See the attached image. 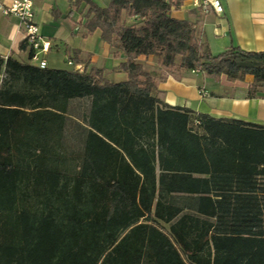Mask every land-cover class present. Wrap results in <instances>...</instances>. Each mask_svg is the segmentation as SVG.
<instances>
[{"label":"trees","instance_id":"16d2710c","mask_svg":"<svg viewBox=\"0 0 264 264\" xmlns=\"http://www.w3.org/2000/svg\"><path fill=\"white\" fill-rule=\"evenodd\" d=\"M183 1L70 0L122 82L0 57V264H264V127L164 104L138 62L251 75L252 98L264 51L211 54Z\"/></svg>","mask_w":264,"mask_h":264},{"label":"crops","instance_id":"0c3cea01","mask_svg":"<svg viewBox=\"0 0 264 264\" xmlns=\"http://www.w3.org/2000/svg\"><path fill=\"white\" fill-rule=\"evenodd\" d=\"M32 1L40 33L49 42L47 53L41 55L46 68L76 71L79 67L82 71L85 67H95L102 71L103 77L109 82L126 80V74L116 69L124 57L114 56L115 49L100 40L98 31L86 35L84 22L81 23V40L86 41L90 36L100 40H95L91 48L79 43L77 38H64L55 29L47 30L46 26L57 21L56 18H61L70 36H74L76 25L71 19L75 12L73 7L64 14L59 8ZM221 3L222 13L211 11L203 14L192 8L189 0H185L178 9L171 11V16L191 22L199 42L213 55L230 47L264 51V0H221ZM22 34L16 18L0 14V57L11 56L19 61H28V49H19ZM67 48L79 52L78 62L73 60L72 53H66ZM68 62L72 65H68ZM138 62L145 70L155 73L153 95L164 104L189 109L195 115L203 114L217 120H241L264 127V85L257 88L255 97L249 98L247 91L253 82L251 75H246L243 80L230 81L225 75L212 76L202 71L172 72L158 65L154 56L138 57Z\"/></svg>","mask_w":264,"mask_h":264},{"label":"built area","instance_id":"2783aa9c","mask_svg":"<svg viewBox=\"0 0 264 264\" xmlns=\"http://www.w3.org/2000/svg\"><path fill=\"white\" fill-rule=\"evenodd\" d=\"M192 8L207 14L223 12L221 0H189ZM0 14L6 17H14L19 22L22 30V42L25 43L28 51L31 52L29 62L38 68H46L45 61L41 55L46 54L49 49V42L40 33L39 25L35 19L34 5L32 0H0ZM68 65H72L68 62ZM76 71H81L77 67Z\"/></svg>","mask_w":264,"mask_h":264},{"label":"rangeland","instance_id":"374dc122","mask_svg":"<svg viewBox=\"0 0 264 264\" xmlns=\"http://www.w3.org/2000/svg\"><path fill=\"white\" fill-rule=\"evenodd\" d=\"M37 1L38 2L40 1L41 4L46 5V7L53 6L54 9L59 8L61 11H63L64 14L67 13L68 10L72 8V3L69 2L68 0H37ZM93 1L96 2L99 6H106L109 2V0H93ZM85 11H86V7H83V8L76 9L75 12L72 13L71 19L75 21L74 23L76 25L74 36H70V32L67 30L66 26L63 23H61L62 21L61 18H56V20L58 19L57 21L46 26L48 27L47 30L50 31L51 29H55L56 31L62 34L61 37L65 38L66 36L67 38H73V39L77 38L76 40L79 43L87 45L88 47L91 48V44H93L95 40L97 41H100V40L95 36L93 37L90 36L86 41L81 40L80 34L83 31L81 23L85 21V16H84ZM46 14L50 16L49 13H46ZM50 17L53 18L52 16ZM166 69L170 70L169 68H166ZM158 226L161 227L164 231H166V226L160 225V224Z\"/></svg>","mask_w":264,"mask_h":264}]
</instances>
